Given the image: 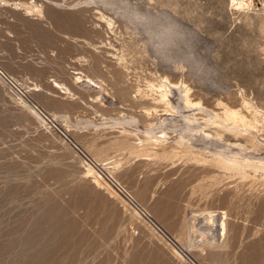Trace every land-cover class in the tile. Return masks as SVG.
<instances>
[{"label": "rangeland", "instance_id": "374dc122", "mask_svg": "<svg viewBox=\"0 0 264 264\" xmlns=\"http://www.w3.org/2000/svg\"><path fill=\"white\" fill-rule=\"evenodd\" d=\"M31 2L42 16L17 6ZM143 2L156 10L171 4L188 27L202 26L199 50L219 53L209 57L220 70L216 87L159 63L89 0H0V68L25 95L0 79V264H264L263 166L223 170L213 156L264 162V126L255 114L264 110V38L243 27L264 0L239 10L230 0H203L191 23L183 17L195 0ZM166 78L181 84L169 94L175 110L151 114L164 110L155 90ZM183 86L204 111L185 108ZM224 106L240 110L251 128L208 130L214 139L185 133V116L221 114ZM41 112L106 165L154 224L127 207ZM146 129L160 136L165 129L167 138L150 140ZM209 213L215 226L206 224Z\"/></svg>", "mask_w": 264, "mask_h": 264}, {"label": "clouds", "instance_id": "9594fccd", "mask_svg": "<svg viewBox=\"0 0 264 264\" xmlns=\"http://www.w3.org/2000/svg\"><path fill=\"white\" fill-rule=\"evenodd\" d=\"M89 5L118 19L129 32L159 63L168 68L182 66L187 76L201 87H216L220 70L209 57L218 60V52L199 50L202 26L188 27L177 14L171 12V4L160 10L150 8L143 0H89ZM203 0H195L186 10L183 19L193 22L202 10ZM251 15L244 21L246 32L264 38V10L250 9ZM250 37L242 38L244 45Z\"/></svg>", "mask_w": 264, "mask_h": 264}, {"label": "bare ground", "instance_id": "6f19581e", "mask_svg": "<svg viewBox=\"0 0 264 264\" xmlns=\"http://www.w3.org/2000/svg\"><path fill=\"white\" fill-rule=\"evenodd\" d=\"M230 3L232 5H235V7H237L238 10L241 9V8L244 9L245 7H247V9H248V7L252 6L253 0H230ZM17 6H20V7L21 6L22 7L25 6L26 7L25 9H27L29 11V13H35L36 12L37 14H39V16L43 15V11L40 8L42 6L39 7L38 4H32V2L30 4L29 3L28 4L19 3ZM109 25H111L110 22H109ZM82 78H83L82 76L76 77L77 80H81ZM84 78H85V81L89 82V84L91 83L92 85H95V86L97 85V82L94 79H92L91 77L85 76ZM179 85H181V84L172 83L166 78L164 80V82L160 86H157L158 88L155 91L157 92L158 97L155 98V100L157 101L158 104H162L163 105L164 110L161 113L160 110L157 109V107H155V108L153 107L154 109H153V112L151 114H155V115H159L160 116V115H165L168 112H171L170 109H173V111L175 110V107L173 106V104H172V102H171V100L169 98V94L172 93V89L173 90L178 89L180 87ZM55 86L59 87L61 85L57 84ZM99 87H100V85H99ZM183 87H184V89L182 91V99H183V103L185 105V108H187V109H197V108H199L202 111H204L205 109H203L204 107L202 108L200 102L191 101V99L189 97L190 89L186 88L185 86H183ZM207 110H209V109L207 108ZM202 111L199 110L196 113H193V114H190V115H187V116L184 117V120L186 122V125H185V128H184L185 129L184 130L185 133L189 134L190 136L194 135V134L202 133L206 138H213V135L208 132V130H210V129L211 130L215 129L216 132H218V131H222V132H224V131H232V132H235L236 130H238L239 127H243L244 129L247 130V129L251 128V125H253L252 122L250 120H248L247 116H245L238 109H232V108H229L227 106H224L223 112L221 114H218V113H216L214 111H211V113H208L207 115L203 114ZM159 112H160V114H159ZM201 114H203V115H201ZM255 114L260 117V119L262 121V124L264 126V110H262L260 108H256ZM148 115H149V113H148ZM254 120L256 122H258V119L256 117L254 118ZM165 122H166L165 120L161 121L160 122L161 123L160 126L162 127V125H164ZM157 123H159V122H157ZM150 129L152 130L154 128H150ZM151 130H149V131L147 130V132H144V133H146L149 136L150 140L154 139L155 142H158V143L159 142H164L166 140L167 133L165 132V129H164V131H161L163 136H160L159 134L151 135V133H152ZM246 130H244V131H246ZM240 131H241V129H240ZM217 136L220 137L218 134H217ZM179 138H180V142L182 144H186V146H189L190 148H194L192 143H190V138H188V140H187V136H185L183 134H180ZM213 156H214L215 162L223 170H231V169H233V170H242L246 166H252L254 169H260L263 166V169H264V162H262L261 160H258V162H253L250 158L242 156L240 153L227 154V153H224L223 151H217L216 153L213 154ZM85 172L87 173L88 176H93V172H92L90 167L87 168ZM107 186L111 189V187L108 184H107ZM111 190L113 191V189H111ZM208 215L209 216H208V218H205V221H207L206 224L208 225V227H211L214 224H216V220L214 218L215 215L211 214V213H209ZM204 216L206 217V215H204ZM220 230L222 232L221 235L224 236L226 234L225 233L226 232L225 219L221 223V229ZM199 233L201 234L200 237L205 235V238H206L207 235H206L205 231H201ZM197 235H198V233H197ZM190 246H188V248Z\"/></svg>", "mask_w": 264, "mask_h": 264}, {"label": "built area", "instance_id": "2783aa9c", "mask_svg": "<svg viewBox=\"0 0 264 264\" xmlns=\"http://www.w3.org/2000/svg\"><path fill=\"white\" fill-rule=\"evenodd\" d=\"M257 2H259V0H257ZM253 4L258 5V3ZM0 79L11 91L14 92L17 97H19L20 99L25 97L24 89L21 88V85H19L8 74H6L1 68ZM41 115L59 132V135L63 138V140L68 143V145H70V147L83 159L86 164L93 166L102 180L106 181V183L111 187V189H113V191L119 196V198L125 203L127 207L137 213L140 217L154 224L150 212L140 204V202L135 198L132 192L129 191L116 179L112 178L111 175L107 174L106 165L98 163L95 159L84 153L82 149H80L72 139H70L65 133H63L47 115L42 112ZM102 170H105L106 173L104 174Z\"/></svg>", "mask_w": 264, "mask_h": 264}]
</instances>
